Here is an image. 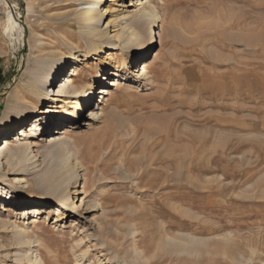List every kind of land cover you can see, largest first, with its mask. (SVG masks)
<instances>
[{
  "label": "rangeland",
  "instance_id": "1",
  "mask_svg": "<svg viewBox=\"0 0 264 264\" xmlns=\"http://www.w3.org/2000/svg\"><path fill=\"white\" fill-rule=\"evenodd\" d=\"M146 1L160 16L151 34L163 38L144 57L125 51L107 61L112 48L103 45L71 64L77 46H87L68 34L78 31L73 18L88 0H0V132L8 104L36 103L27 84L36 60L67 57L55 91L75 65L78 86L102 74L77 117L64 110L72 97L41 103L63 106L55 129L68 137L49 146L56 130L40 132L31 148L36 167L1 172L2 189L41 210L27 220L0 197V264H32L30 249L43 264H264V0H101L91 5L107 9L98 23L105 39L123 38ZM67 21L73 29L54 27ZM126 65L127 82L102 100L109 73L121 69L124 78ZM58 146L69 153L58 157ZM60 160L76 177L67 204L47 203L39 174ZM15 226H29L31 244L15 243Z\"/></svg>",
  "mask_w": 264,
  "mask_h": 264
},
{
  "label": "bare ground",
  "instance_id": "2",
  "mask_svg": "<svg viewBox=\"0 0 264 264\" xmlns=\"http://www.w3.org/2000/svg\"><path fill=\"white\" fill-rule=\"evenodd\" d=\"M99 1L101 0H88L86 6L75 13L73 22H75V24L77 25L78 31L76 33L70 31L68 37L70 38V40L76 42L77 40L82 38L86 42L87 46L83 51L80 50V46H77L78 49L76 53L73 54L74 61L71 64H77L78 61L81 60L79 58L80 56H91L93 54H96L99 50L103 49V45H108L112 48L109 53L104 54L105 60L107 61H113L114 55L117 53H124L123 55H126L127 53H125V51H130V54L132 53V55H139L138 58L144 57L153 43L157 45L162 40V34H151L152 28L154 26H158L160 16L158 13V8L154 4V6H150L148 1H146L145 4L142 5L141 9L136 15L134 14V19L132 18V21L126 23V25L122 28L124 35L123 38L118 39L119 35L115 33L114 37L116 38V40H112L110 42L107 38L105 39L107 31L101 30L99 28L98 23L103 14L106 13L107 9L103 6L99 10H95L91 5L94 2ZM107 1L113 3L114 0H106V2ZM67 2L68 4H70L69 0H67ZM110 22V20H107L106 24H110ZM63 25H65L69 29H73V23L71 21H67L65 23H55L54 27L60 28ZM157 36L159 39H157ZM66 58L67 57L65 56H60L59 58L53 57L50 60H36L37 68L29 72V77L31 81L27 83L28 85H30V89L32 90V94L34 95L33 98L36 103L28 108L23 107L16 109L14 104H8V106L6 107L4 111V116L1 120L2 132H0V135L9 136V134H13L9 137L2 138L0 142V174L4 169H6V171L13 170L18 164L24 162L28 163L27 167H29L30 165L36 167V161L33 160L36 154H33V150L31 148L35 145V141L41 137L35 138V136L40 135L41 133V135H43L44 132L48 131V129L52 127V131L56 130L57 128L55 129V127L58 122L65 120V115H63L61 110L59 109V107L63 106H58L57 104H49V106L39 108L41 107V103H50L49 99L55 100L53 96L72 97L74 98L72 109L68 110L67 108H64V110L66 113L74 115V117H77L81 111L79 107V102L81 99L84 101L85 107L92 104L95 84L99 83L97 78L100 79L102 77V74L100 73H98L97 75L91 73L90 79L87 80L83 85L78 86L77 84H75L74 77L79 75L80 68L78 67V65H75L71 68L70 74L63 78V81L60 83L56 91L54 90L57 78H59L60 75L66 70V67L68 65L66 63ZM142 64L146 66L144 62H142ZM111 65L115 69H117L118 67L115 65V62H111ZM122 70L124 71V78L120 77L121 73H123L121 72V69L118 70V74L113 72L109 73V75L114 76V78H112L108 82V87L105 86L100 88L98 94H100L102 100H105L106 97L111 96V89L116 90L123 87L124 83H122V81L127 82V78H129L130 76V68L128 65H126ZM54 77H56V79ZM19 97L22 98V95H19ZM19 99L20 98H17L18 102L20 101ZM63 100L68 101L70 99L64 98ZM48 113L50 114L48 115ZM97 113L98 112L91 114H93L94 116H98ZM62 116L64 117L62 118ZM27 117H29V119H27ZM64 129L65 128H60L56 130V132H54L53 134L48 135L46 137V139L48 140H45L47 144H49V146H55L63 142L64 139L68 137V135H65L67 130ZM61 135L63 136L61 137ZM46 151V156L50 154L53 157L50 148H47ZM58 152L59 155L57 156L63 157L67 153H69V147L64 146L63 148H60L58 146ZM5 157H7V159L5 166H3L2 160ZM39 175L40 179L37 184L42 188L48 200H50L47 201V203L53 200H59L62 204H67L66 190L71 180L75 179L76 177L72 172V167L67 165L66 161L60 160L57 165L47 166L44 170H42ZM15 181L18 182L19 179L15 178ZM3 191H6L11 194V192H9L8 190L2 189L0 187V197H3L2 199L7 201H10L11 199V203H17L18 207L23 208L21 211L23 212L22 217H24V219L29 220L33 218V221L37 219L38 214L36 213H39L41 209H38V207L34 206L35 204H31L30 202H28L29 200L27 199L19 198V195L13 196L11 194L9 195V197H7L8 195L3 194ZM75 192L78 193L77 190ZM81 192H85L84 183L82 185L80 193ZM78 201L79 198L76 199L75 195L72 203V208H74L73 214L79 213ZM0 207L2 206L0 205ZM57 209H59V207H57ZM56 213L60 214L63 212L57 211ZM3 224L4 221L0 218V226ZM28 230L29 226L24 228H16L15 226V231L13 235L14 241L17 245L21 246L23 244L32 243V241H28L26 239V233ZM193 241L197 242V240ZM135 249L139 255H143L142 249H139L137 246H135ZM27 257H30L29 261H32V264H43L41 257H39L36 253L34 254L31 249Z\"/></svg>",
  "mask_w": 264,
  "mask_h": 264
}]
</instances>
